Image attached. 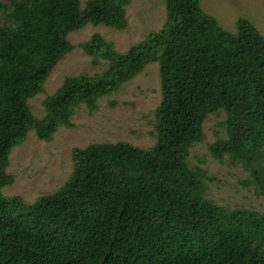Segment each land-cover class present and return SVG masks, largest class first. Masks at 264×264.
I'll return each instance as SVG.
<instances>
[{
    "label": "trees",
    "instance_id": "1",
    "mask_svg": "<svg viewBox=\"0 0 264 264\" xmlns=\"http://www.w3.org/2000/svg\"><path fill=\"white\" fill-rule=\"evenodd\" d=\"M9 2L6 22L0 2V264H264V215L209 202L205 173L187 162L208 115L224 111L228 138L212 153L240 162L264 195V37L245 20L224 31L200 0H164L163 29L127 53L98 34L83 44L108 68L67 78L37 119L27 102L73 50L68 35L87 23L125 30L130 0H91L83 12L78 0ZM152 63L163 95L155 148L74 149L73 175L56 193L31 205L1 194L15 182L10 153L32 129L52 142L79 106L95 112Z\"/></svg>",
    "mask_w": 264,
    "mask_h": 264
},
{
    "label": "rangeland",
    "instance_id": "2",
    "mask_svg": "<svg viewBox=\"0 0 264 264\" xmlns=\"http://www.w3.org/2000/svg\"><path fill=\"white\" fill-rule=\"evenodd\" d=\"M78 1L83 12L91 0ZM0 2L8 7L1 11L6 22L10 2ZM200 6L230 34H237L238 22L245 20L264 37V0H200ZM125 11V30L87 23L68 35L73 50L52 69L42 91L27 102L34 117L44 118L43 102L56 94L67 78L80 75L94 78L108 68L106 61L93 64L92 57L82 48L94 35H100L113 44L118 53L125 54L150 34L159 33L167 20L164 0H130ZM162 99L160 65L152 63L124 84L119 92L102 97L95 112L90 113L85 105L79 106L71 118L73 127L59 128L52 142L38 139L32 129L26 141L10 153L7 173L15 182L1 194L9 199L20 197L25 204L31 205L41 197L56 193L73 175L74 149L119 142L145 151L155 148L159 141L156 112ZM226 120L224 111L208 115L203 124V142L188 150L187 162L191 170L205 173V198L209 202L227 211L245 210L264 215V195L245 183L250 180L245 167L228 156L219 160L212 153L211 147L218 139L228 138L224 127Z\"/></svg>",
    "mask_w": 264,
    "mask_h": 264
}]
</instances>
